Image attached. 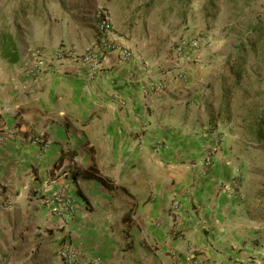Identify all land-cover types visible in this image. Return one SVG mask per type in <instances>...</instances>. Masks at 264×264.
Returning a JSON list of instances; mask_svg holds the SVG:
<instances>
[{"label":"crops","instance_id":"1","mask_svg":"<svg viewBox=\"0 0 264 264\" xmlns=\"http://www.w3.org/2000/svg\"><path fill=\"white\" fill-rule=\"evenodd\" d=\"M159 4L164 19L187 20L179 36L203 39L199 62L124 64L113 51L89 74L90 64L63 58L30 74L27 51L47 52L45 36L18 37L15 63L0 57V129L15 133L0 146V233L21 259L34 251L61 264L54 253L66 237L84 264H264V198L234 171L228 145L237 137L225 133L212 164L202 162L224 132L209 133L211 69L226 61L210 63L229 46L213 47L216 31L235 38L257 24L264 0ZM55 189L68 213L49 201Z\"/></svg>","mask_w":264,"mask_h":264},{"label":"rangeland","instance_id":"2","mask_svg":"<svg viewBox=\"0 0 264 264\" xmlns=\"http://www.w3.org/2000/svg\"><path fill=\"white\" fill-rule=\"evenodd\" d=\"M158 1L0 0V31L9 30L19 37L20 43L33 36H45L51 46H47V52L42 51L41 56L47 64L53 59L63 58L69 64L80 62L91 65L94 63L90 59L83 60L82 50L97 37V25L104 20L110 27V41L114 45L110 53L116 51V47H125L139 59L156 55L174 61L175 45L192 37L177 34L187 20L184 17L180 19L176 14L164 19L163 5L157 7ZM241 30L235 38L220 36L224 30L216 31L213 47L217 48L219 40H229V46L224 44L225 48L217 51L218 60L210 63L214 65L216 61H226L224 67H212L208 82L217 97L212 109V125L223 127V134L216 133L218 146L225 133L238 138H233L228 145L232 161L239 164L234 171L243 175L241 177H244L243 182L248 189L264 198V143H256L252 138L256 118L264 107V30L260 40L250 44L253 52L247 51L238 56L234 49L243 44L249 45L246 41L252 35L247 23ZM207 45L208 42L205 47ZM29 48L42 49L34 45ZM54 51L57 56H54ZM212 55L209 58H214L216 52ZM92 68L91 65L88 74ZM218 110L221 112L218 113ZM14 244L7 242L0 233V264L43 263L33 256L36 255L34 251H31L30 258L26 254L21 259L18 256L22 254L15 253Z\"/></svg>","mask_w":264,"mask_h":264},{"label":"built area","instance_id":"3","mask_svg":"<svg viewBox=\"0 0 264 264\" xmlns=\"http://www.w3.org/2000/svg\"><path fill=\"white\" fill-rule=\"evenodd\" d=\"M110 27L104 20L99 21L97 25V37L94 42L90 45H86L82 50L84 61H93L94 65H99L100 62L107 59L110 54V49L114 48V45L110 41ZM203 45V39L200 36H194L190 39L181 40L173 48V55L175 60H180L186 63H197L200 61L199 50ZM101 50V52H100ZM119 59L122 63H129L133 59V53L130 49L125 47H116ZM54 56H57L54 51ZM42 52L40 49H29L27 51L26 58L30 61L29 73L36 74L42 72L46 68L45 59L41 56ZM157 85H152V88ZM15 139V133L7 130L6 128L0 129V146L4 145ZM219 139L214 137L205 148L204 158L202 162L209 166L212 164L213 153L218 147ZM32 143H42L41 138H34L31 140ZM49 201L62 206L65 213L71 211L70 203L65 199L63 189H55L51 192ZM61 243L55 250V257L61 264H84L81 260L80 255L72 248L66 237L61 238Z\"/></svg>","mask_w":264,"mask_h":264},{"label":"trees","instance_id":"4","mask_svg":"<svg viewBox=\"0 0 264 264\" xmlns=\"http://www.w3.org/2000/svg\"><path fill=\"white\" fill-rule=\"evenodd\" d=\"M251 36L248 37L246 43L242 46H239L234 49V52L238 53V56L245 54L247 51L253 52V47L250 44L255 43L260 40V34L264 30V19L258 21L257 24L250 26ZM19 41L18 37L15 34H12L9 30H1L0 31V57L8 63H15L18 60L19 56ZM226 110V108H225ZM221 110H218L220 113ZM252 130V138L256 143H264V107L256 118L255 126ZM216 129L215 125H211L209 127V133H213Z\"/></svg>","mask_w":264,"mask_h":264}]
</instances>
